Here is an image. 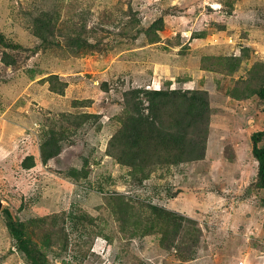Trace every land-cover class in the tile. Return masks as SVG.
Instances as JSON below:
<instances>
[{"label": "rangeland", "instance_id": "374dc122", "mask_svg": "<svg viewBox=\"0 0 264 264\" xmlns=\"http://www.w3.org/2000/svg\"><path fill=\"white\" fill-rule=\"evenodd\" d=\"M263 78L264 0H0L2 209L50 264H264ZM159 90L207 100L154 116L200 159L108 147ZM6 220L0 264H30Z\"/></svg>", "mask_w": 264, "mask_h": 264}, {"label": "trees", "instance_id": "16d2710c", "mask_svg": "<svg viewBox=\"0 0 264 264\" xmlns=\"http://www.w3.org/2000/svg\"><path fill=\"white\" fill-rule=\"evenodd\" d=\"M141 93L140 90H134L127 94V98L129 96H134L136 94ZM144 96H149L148 99L149 104L146 107L148 110V115L142 116L140 115L138 119L134 120V122L130 125L128 139H130V144H126L123 139L125 135H123L122 131H116L114 135L110 138L108 142V147L111 150H116L120 147L126 148H139L140 142L142 138L144 141L150 143L155 141L154 149L157 150L154 152L152 156H156L157 158L164 154H166L167 158H178L176 161H189L194 159H200L203 155L204 148L198 145V142L192 140L189 134L185 131L181 130V126L183 125L184 118H178L175 123L171 126L170 124H165L160 120L154 118L156 114H159L162 109L165 108L167 100L169 98H175L176 96H180V100H183L180 103H176V105L187 106H195L198 105V116L202 119L207 117L209 104L206 99H203L200 95L199 91L192 92V95L188 96L186 94H178L176 92H163L159 91H151V92H142ZM254 94L258 97L260 102L264 103V78L261 81L260 87L254 91ZM135 108L137 105H134ZM264 138V129L261 131L254 132L251 137V155L254 160L257 162V175H256V186L260 189L264 190V145L260 144L262 139ZM206 139L203 138L202 144H204ZM49 141V140H47ZM199 146V147H198ZM177 156H176V151ZM142 150H140L141 152ZM146 152H142V154L137 158L135 164L132 166H142L139 163L140 159L145 155ZM55 155V152L51 151L50 156ZM122 155V154H119ZM184 157L183 160L179 158ZM122 160H119L121 162ZM131 165V164H130ZM131 166V167H132ZM151 209L155 210L158 213V209L155 207H151ZM7 220L6 226L15 239L16 245L18 249L24 254L25 258L29 261L30 264H50L48 259L44 256V254L25 236V233L22 230V225L20 221L14 219L8 209L3 208L1 210ZM160 216V215H159ZM164 221L168 222L171 219L163 214ZM176 225L172 228L171 234L175 236L178 234L179 229L182 227L181 219L179 221H173ZM187 223H192L191 220L187 219ZM196 232V230H195Z\"/></svg>", "mask_w": 264, "mask_h": 264}, {"label": "water", "instance_id": "95a60500", "mask_svg": "<svg viewBox=\"0 0 264 264\" xmlns=\"http://www.w3.org/2000/svg\"><path fill=\"white\" fill-rule=\"evenodd\" d=\"M1 209H2V202H1V200H0V211H1Z\"/></svg>", "mask_w": 264, "mask_h": 264}]
</instances>
